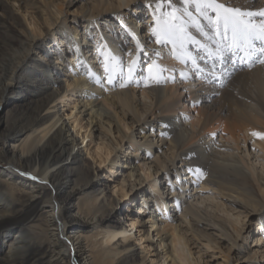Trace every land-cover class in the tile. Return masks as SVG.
Listing matches in <instances>:
<instances>
[{
  "label": "bare ground",
  "instance_id": "6f19581e",
  "mask_svg": "<svg viewBox=\"0 0 264 264\" xmlns=\"http://www.w3.org/2000/svg\"><path fill=\"white\" fill-rule=\"evenodd\" d=\"M70 2L0 0V96L11 87L20 88L0 122L4 125L0 126V264H146L145 248L151 246L158 251L160 264H208L191 245L217 252L220 264H242V257L246 264H264L258 247L260 243L264 247V139L251 135L264 132V64L228 63L230 75L209 83L206 73L197 77L190 64L176 60L171 45L150 39L153 8L162 0H82L69 13H79V20L63 18L68 10L62 7ZM134 2L142 3L132 14ZM228 2L264 7V0ZM141 13L146 17L135 23ZM126 29L146 47L150 61L143 69L138 63L133 80L121 88L119 78L107 82L98 49L106 45L126 64L136 43ZM47 35L57 43L47 45L42 40ZM188 50L202 55L191 44ZM157 51L160 56H155ZM65 59L63 77L69 80H58ZM152 59L168 71L160 83L145 86V69ZM198 63L205 66L204 60ZM60 81H65V88ZM70 85L82 98L66 120L62 106L55 103ZM179 85L199 106L195 117L180 108L187 96L175 89ZM218 132L220 140L227 137L231 144L216 141ZM92 137L100 154L90 152L88 142L83 151L77 150ZM249 141L251 150L257 152L258 147L263 159L250 156ZM241 145L248 150L242 151ZM105 163L109 173L121 174L112 194L106 193V184L94 182L100 170L96 164ZM196 167L204 173L196 182L200 189L211 185L247 215L218 203L213 210L227 218L207 211L210 206L201 208L205 201L199 202L194 177L187 171ZM165 180L164 192L159 185ZM146 183L150 186L139 194V201L128 200ZM81 193L89 196L77 197L73 204ZM124 204L128 211L136 206L137 214L119 218L116 212ZM253 216L262 224L256 225L259 236H253L249 245L243 225ZM146 242L151 246L137 254L135 249Z\"/></svg>",
  "mask_w": 264,
  "mask_h": 264
},
{
  "label": "snow or ice",
  "instance_id": "6c2138e0",
  "mask_svg": "<svg viewBox=\"0 0 264 264\" xmlns=\"http://www.w3.org/2000/svg\"><path fill=\"white\" fill-rule=\"evenodd\" d=\"M177 3L182 6L178 7ZM201 20L206 21V25ZM189 29H194L201 39H197ZM126 31L136 41L135 54L129 53L126 64L119 56L107 50L106 45L98 49V54L103 57L100 64L107 82L112 83L119 78L121 88L126 87L135 77L141 53L149 55L135 34L129 29ZM149 31L150 39L155 38V44L164 47L171 45V54L175 59L190 64L197 77L206 73L210 78L209 83L221 81L230 75L225 67L228 63L233 66L247 65L254 61L264 64V7L253 9L234 6L228 0H162L155 3L153 24ZM189 44L202 55H194L189 51ZM155 56H160V52H155ZM199 60H204L205 66H201ZM145 71L147 75L144 81L145 86H148V82L160 83L162 74L168 69L152 59ZM88 77L93 78L91 71ZM181 77L187 79L188 74L182 72ZM95 82L100 83L98 78ZM251 135L264 139V132L253 131ZM187 171L194 177L191 181L193 183L204 176L198 167L188 168ZM32 179L38 177L33 176Z\"/></svg>",
  "mask_w": 264,
  "mask_h": 264
},
{
  "label": "rangeland",
  "instance_id": "374dc122",
  "mask_svg": "<svg viewBox=\"0 0 264 264\" xmlns=\"http://www.w3.org/2000/svg\"><path fill=\"white\" fill-rule=\"evenodd\" d=\"M59 1V0H58ZM72 2H70V4H68V5H66V6H63L62 7V9H64L65 11L66 10H68V14H67V16H65V15H63V18L65 19V17H69L70 19H71V17H73V18H76V19H80V16H79V13L77 14H69L74 8H76V6H78L79 5V1H82V0H71ZM140 3H142V2H134V4H132V5H130V9H129V13H132L133 14V12H134V10H135V8H138V7H140L141 6V4ZM22 5V3H18V5ZM23 6V5H22ZM144 17H146L145 15H144V13H141V14H137L136 15V20H135V23H136V21H138V20H140V19H142V18H144ZM61 18V17H60ZM42 40L47 44V45H51V44H55V43H57V42H55L56 41V39L54 40L53 39V37L51 36V35H47L46 37L45 36H43L42 37ZM82 44L83 43H81L80 44V46H82ZM144 48H146L145 46H144ZM53 56V55H52ZM83 56L85 57L86 56V53H85V51L83 52ZM65 57H67V56H65ZM149 58H150V56L148 55V56H145L143 53H141V55H140V58H139V60H138V63H139V65H140V68H144L145 67V63L146 62H148V61H150L149 60ZM53 60V59H52ZM65 60H66V63H65ZM64 60V65L62 64L60 67H59V71L61 72L60 74H59V76H58V80H62V79H65V80H69V78H65V77H63V74H64V66H65V64H67V59H65ZM76 64H77V60L75 61V60H73ZM63 69V70H62ZM75 74V73H74ZM175 80H176V78H174ZM72 80H70L69 82H71ZM65 81H60L59 83H60V85H62V87H64L65 88V83H64ZM177 83H178V80L176 81ZM176 84V83H175ZM174 84V85H175ZM209 85V84H208ZM99 88L100 89H102V87L101 86H99ZM137 89H138V87H137ZM175 89H178L179 90V92H183L184 93V95L185 96H187V98H186V102H185V100H183L182 102H183V104L180 106V108H182V109H184V111L185 112H187V113H190V115H191V117H195V115H196V113H195V111L198 109V105H197V103H194V102H191V101H189L188 100V92L187 91H185L184 90V88L182 87V86H177V87H175ZM19 91H20V88H18L17 86H14V87H11L10 88V90L8 91V93L6 94V95H2V96H0V122H4V118H5V115H6V113L12 108V106L15 104V100H16V98H17V94L19 93ZM75 91H78V89L77 88H75L74 86H71V87H69V89L67 90V93H66V95H65V97L63 98V99H60V100H58L55 104H57L58 106H62V107H60L61 108V110H62V117L65 119L66 118V120H68L69 119V117L67 116L68 114H69V111L72 109V107L74 106V103L75 102H77V100L78 99H80V98H82V96H78V92H75ZM85 91H87V89H85ZM136 95L137 96H139V92H137L136 93ZM70 103H71V105H70ZM184 105H186L185 107H184ZM76 113H77V111H76ZM186 122H188V121H186ZM0 126H4L3 124H1ZM135 126V125H134ZM136 127H137V125H136ZM70 131H72L73 132V130H72V126H70ZM83 131H85V130H83ZM78 139H80L78 142L80 143L81 142V137H78ZM215 139H216V141H220V143H225V142H227L228 144H231L230 143V141L228 140V138L227 137H224V140H220V133L218 132L217 133V135H216V137H215ZM91 140H92V142H91ZM87 139V141H85L84 143H81L80 145H79V147L77 148V150H81V151H83V149H85V147H86V143L88 142V147L90 148V152H94V153H97V154H100V151H98V149L96 148V146H95V143H96V141H95V139L92 137V139ZM16 142V141H15ZM17 142H19V141H17ZM17 142H16V144H17ZM11 143V142H10ZM10 143H8V146H7V150L8 151H10L11 150V145H10ZM250 145H251V143H250V141H249V144H248V147H249V151L251 152V155L250 156H259L258 158H260V159H263L262 157H261V152H260V149H258V147L256 148V150H257V152H260V153H257L256 151H252L251 150V147H250ZM241 150L243 151V150H248V148H245V147H243L242 145H241ZM245 148V149H244ZM126 151H127V147H125L123 150H122V155H125V153H126ZM247 152V151H246ZM138 154H141V152L139 151L138 152ZM102 157L104 158V154H102ZM123 157V156H122ZM84 158L86 159V160H88V161H90V162H92V159L89 157V156H86V155H84ZM141 159V157H139L138 158V160H140ZM253 161L255 160V158H253L252 159ZM139 163V162H138ZM262 163H264V162H262ZM3 165H5V163H3ZM96 166H99L100 167V170H99V178L98 179H95L94 180V182H96V184H99V183H104V184H106L107 185V188H106V193H108V194H112L113 192V189H112V186L113 185H117L118 183H120V181L122 180L121 179V174L119 175V173H116V174H112V173H109L108 172V170L106 169V166H107V163H105V164H100V165H98V164H96ZM126 170V169H125ZM23 173H26V172H23ZM26 175H30V173H26ZM109 176H111L110 177V181L107 179V177H109ZM180 177H183V173H181L180 174ZM174 177L173 176H171L170 177V180L172 181V179H173ZM106 181V182H105ZM152 181V180H151ZM132 183H133V180L131 181ZM150 182V181H149ZM180 182H182V183H186L187 181H184V180H182V181H180ZM147 185H149L150 186V184L149 183H146L144 186H140V187H138L136 190H134L132 193H131V195H130V198L128 199V200H137V201H139V194L142 192V190H144L145 188H147ZM194 185H196V193H197V195H200V199H199V202H203V201H205V203H203L202 205H199L201 208H203L204 207V205H206V206H210V207H212L211 208V210H209L208 208H207V211H209V212H212L213 214L214 213H216L218 216H221V217H223V218H227V216H225L224 214H222V213H219V212H217L216 210H213L214 209V206H215V203H218V204H223V205H225V206H227L228 208L229 207H231V208H234L233 209V211L234 212H238V213H241V215L242 216H245V215H247V213L245 212V209L244 208H242L239 204H237V203H232V205L230 204V203H228L227 202V200L224 198H221L220 196H219V194H217L215 191H213L212 189H211V185H209V186H207L206 188H202V189H200V186L201 185H199V184H194ZM167 187H168V185H167V181L165 180V181H163V182H161V184L159 185V188H163L164 189V192H165V190H167ZM128 189V188H127ZM162 189V190H163ZM193 192V191H192ZM85 194L86 193H81V194H79V195H76L75 196V198H74V200H73V204H75V202L76 201H78L79 200V198H77V197H80V198H83V197H86V196H89V195H86L85 196ZM204 199V200H203ZM203 200V201H202ZM118 208H120L116 213V215L119 217V218H121V219H124L125 217H127V215H129V216H131V217H134V215H136L137 214V207L136 206H134V205H132L131 206V210H127V206L124 204V205H122L121 207H118ZM204 209V208H203ZM72 211H73V209H72ZM215 211V212H214ZM175 215V214H174ZM169 216H172V220L175 222V219L176 218H174L173 217V215L172 214H168V216L167 217H169ZM160 217V216H159ZM169 219L171 220V217H169ZM230 219V218H229ZM232 219V218H231ZM169 220V221H170ZM171 220V221H172ZM234 220V219H233ZM176 223V222H175ZM257 224H262V223H260L259 221H258V219H257V217L256 216H253V217H249L248 218V220L246 221V224H244L243 226H244V228L246 229L245 230V232H244V234H243V236L246 238V240H247V243L250 245L251 243H252V240H253V236H254V238H255V236L258 238V236H259V234H258V230H257ZM73 226H71L68 230H67V233L69 234V232L71 231V228H72ZM129 229V228H128ZM132 234L134 235V237H137V233L135 232V230H133V232H132ZM254 234V235H253ZM156 240L154 239V242H155ZM142 243H143V241H142ZM145 245H148V246H151V244H149V243H145V244H143V245H141L140 247H138V248H136L135 249V252L138 254V252L140 251V250H145L146 249V252H148V254L146 255L147 256V262H146V264H160L158 261V257H157V252L158 251H156V249H154V247L153 246H151L150 248L149 247H146L145 248ZM251 245H253V243L251 244ZM258 247H260L259 248V258L260 259H263L264 258V256H263V253H264V247H262V243H260L259 244V246ZM145 248V249H144ZM191 248H192V251L193 252H198V251H200V252H202L201 254H202V258L204 259V260H206L207 262H208V264H220L221 263V259L219 258V255H218V253L216 252V253H213V252H209V253H207V252H205V250L203 249V248H201V247H198V248H194V246H192L191 245ZM159 250V249H158ZM70 252H71V255H73V250H69ZM211 256H215V259H213V260H211ZM139 258L141 257V255H139L138 256ZM243 258L244 257H242V259H241V263L242 264H246V262H242V260H243ZM261 262L262 263H264V260H261Z\"/></svg>",
  "mask_w": 264,
  "mask_h": 264
}]
</instances>
